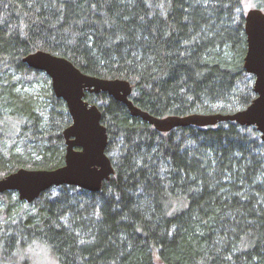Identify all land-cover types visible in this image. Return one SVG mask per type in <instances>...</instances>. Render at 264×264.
<instances>
[{"label":"trees","instance_id":"trees-1","mask_svg":"<svg viewBox=\"0 0 264 264\" xmlns=\"http://www.w3.org/2000/svg\"><path fill=\"white\" fill-rule=\"evenodd\" d=\"M253 4L264 11V0ZM244 8V0H0V177L65 164L72 117L26 55L44 50L84 73L127 79L134 103L157 116L231 113L257 96ZM66 30L90 34L91 51L85 35L69 42ZM85 99L101 109L115 173L98 192L54 186L31 203L1 193L0 264H31L38 244L58 264H264L256 126L162 132L107 92Z\"/></svg>","mask_w":264,"mask_h":264},{"label":"water","instance_id":"water-1","mask_svg":"<svg viewBox=\"0 0 264 264\" xmlns=\"http://www.w3.org/2000/svg\"><path fill=\"white\" fill-rule=\"evenodd\" d=\"M247 53L245 68L255 76L256 98L246 108L231 113H192L157 116L137 106L131 99L132 84L123 78H109L84 73L63 56L38 50L23 61L31 68L46 72L57 97L64 99L72 117L65 129V164L54 169L20 168L0 177V194L17 191L19 198L29 203L54 186L73 185L98 192L104 181L115 173L107 155V127L102 123L98 105L85 99L86 93L107 92L124 103L131 114L140 117L156 129L166 132L189 125L210 126L223 121L256 126L264 141V11L258 7L245 13Z\"/></svg>","mask_w":264,"mask_h":264},{"label":"rangeland","instance_id":"rangeland-1","mask_svg":"<svg viewBox=\"0 0 264 264\" xmlns=\"http://www.w3.org/2000/svg\"><path fill=\"white\" fill-rule=\"evenodd\" d=\"M244 11H248L251 8H254L253 0H244ZM13 196H17L14 194ZM7 199L5 196L1 197ZM27 256L31 264H58L55 257L51 254L49 249L41 244L33 245L29 247Z\"/></svg>","mask_w":264,"mask_h":264},{"label":"snow or ice","instance_id":"snow-or-ice-1","mask_svg":"<svg viewBox=\"0 0 264 264\" xmlns=\"http://www.w3.org/2000/svg\"><path fill=\"white\" fill-rule=\"evenodd\" d=\"M114 2H115V0H114ZM120 2H123V0H120ZM131 2H132V0H129V3H131ZM171 2H172V0H169V3H171ZM199 2H200L201 4H206V3L208 2V0H199ZM57 3H60V4H63V5H66V6H68V7H72V5H73V3H74V0H57ZM89 6H90V7H93V8L95 7L94 4H91V5H89ZM83 22H84V23H87V18H86V17L84 18ZM233 22H235V21H233ZM109 27L111 28L112 26L109 25ZM237 31H238V29H237ZM66 32H67V36H65L64 39H67L69 42H74V41H75V38H76L77 35H80V34L85 35V36L87 37V42H86L85 46H86L87 48H89V50L91 51V48H92L91 39H92V37H91L90 34L83 33L82 30H81L80 33H73V32L70 31V30H66ZM113 38L115 39V36H114ZM58 45H59V41H58ZM93 55H94V54H93ZM144 166H147V165H144ZM117 200H119V197H117ZM97 215H98V214H97ZM77 235H79V234H77ZM81 243L83 244V243H85V241L81 240Z\"/></svg>","mask_w":264,"mask_h":264}]
</instances>
